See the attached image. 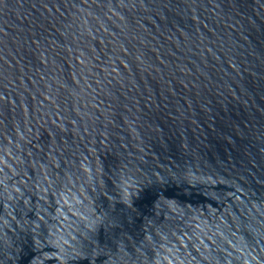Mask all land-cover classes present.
<instances>
[{
    "label": "water",
    "instance_id": "1",
    "mask_svg": "<svg viewBox=\"0 0 264 264\" xmlns=\"http://www.w3.org/2000/svg\"><path fill=\"white\" fill-rule=\"evenodd\" d=\"M0 264H264V0H0Z\"/></svg>",
    "mask_w": 264,
    "mask_h": 264
}]
</instances>
